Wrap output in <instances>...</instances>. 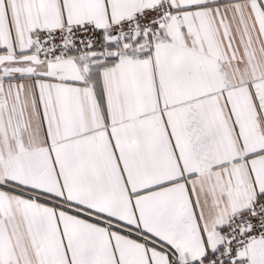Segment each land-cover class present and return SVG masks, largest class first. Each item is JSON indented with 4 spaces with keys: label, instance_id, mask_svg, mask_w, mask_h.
Wrapping results in <instances>:
<instances>
[{
    "label": "snow or ice",
    "instance_id": "obj_1",
    "mask_svg": "<svg viewBox=\"0 0 264 264\" xmlns=\"http://www.w3.org/2000/svg\"><path fill=\"white\" fill-rule=\"evenodd\" d=\"M0 264H264V0H0Z\"/></svg>",
    "mask_w": 264,
    "mask_h": 264
}]
</instances>
